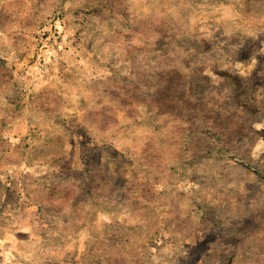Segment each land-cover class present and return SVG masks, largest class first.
Listing matches in <instances>:
<instances>
[{
    "label": "rangeland",
    "instance_id": "1",
    "mask_svg": "<svg viewBox=\"0 0 264 264\" xmlns=\"http://www.w3.org/2000/svg\"><path fill=\"white\" fill-rule=\"evenodd\" d=\"M0 264H264V0H0Z\"/></svg>",
    "mask_w": 264,
    "mask_h": 264
}]
</instances>
